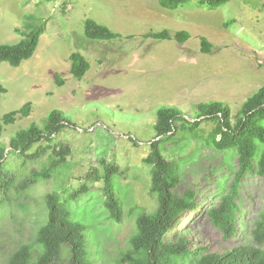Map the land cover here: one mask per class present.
<instances>
[{
    "label": "rangeland",
    "instance_id": "374dc122",
    "mask_svg": "<svg viewBox=\"0 0 264 264\" xmlns=\"http://www.w3.org/2000/svg\"><path fill=\"white\" fill-rule=\"evenodd\" d=\"M31 18L35 23L45 22L46 28L30 59L20 66L0 64V83L7 89L0 93V119L29 101L32 112L4 125L0 142L8 151L18 130L32 122L44 126L49 112L59 109L71 123L54 140L69 146L71 153L50 179L26 190L20 186L18 191L13 187L6 192L0 217V264H6L22 245L34 243L37 230L47 220L48 193L68 196L92 180L88 176L92 168L103 171L104 164L121 169L114 184L123 202V223L107 220L102 180L88 183L90 190L69 205L75 217L92 226L96 264H116L120 252L129 247L138 214L157 208L150 193L151 167L143 159L156 139L158 110L176 107L192 118L196 103L217 100L228 104L236 117L247 98L264 85V0H231L217 9L190 0L175 10L164 8L157 0H0V42L20 41ZM87 19L122 37L88 38ZM164 29L172 33L188 30L191 37L185 43L145 37ZM201 37L212 43V53L202 52ZM75 51L91 62L82 79L70 71L69 57ZM59 75L65 80L63 85L57 83ZM215 126V122L206 121L199 133L208 136ZM181 136L178 132L177 137ZM40 144L30 152L37 151ZM161 147H168L169 152L164 150L168 159L187 161L182 165L177 194L193 188L198 203H206V207L219 199L218 179L228 174L221 166L222 153L194 140ZM51 153L52 149H47L39 157H27L23 165L11 152L6 168L22 185L29 172L39 170ZM263 197L264 178L247 175L240 190L239 230L232 238H225L203 206L174 230L178 233L185 226L192 232L193 244L210 252L247 243L264 207Z\"/></svg>",
    "mask_w": 264,
    "mask_h": 264
},
{
    "label": "trees",
    "instance_id": "16d2710c",
    "mask_svg": "<svg viewBox=\"0 0 264 264\" xmlns=\"http://www.w3.org/2000/svg\"><path fill=\"white\" fill-rule=\"evenodd\" d=\"M157 1L164 8L175 10L190 0ZM229 1L198 0V4L206 9H217ZM33 20L31 18L26 24L28 31L22 32L23 38L20 41L0 42V64L7 62L12 66H20L34 55L46 27L45 22L35 23ZM85 35L90 39L104 40L122 37L121 33L93 19L86 20ZM145 37L156 40L175 39L185 43L191 33L188 30L172 33L164 29ZM201 44L202 52H213V45L208 38L201 37ZM69 58L71 73L77 79H82L91 69V62L78 51L72 52ZM64 82L59 75L57 83L63 85ZM5 92L6 87L0 83V93ZM194 106L192 118L176 107L164 106L157 112L156 139L150 143L149 154L143 159L151 167L150 193L157 200V208L152 213L142 210L138 214L135 220L136 231L130 237L129 247L120 252L116 264H264V207L255 220L252 240L222 251L210 252L207 247L194 245L192 232L185 226L178 233L174 230L188 215H194L199 207H206L207 204L198 203V192L193 188H187L182 194L176 193L181 182L182 165L187 161L176 157L168 159L164 153V150L169 152L168 147H161L162 144L178 145L181 140H194L198 141L199 146L203 142L217 153H222L221 166L228 174L218 179L220 186L216 194L219 199L206 207V210L210 221L224 233L225 238L234 237L239 230L240 190L244 178L249 174L264 178V85L247 98L236 117L232 115L230 106L223 101L198 102ZM31 112L32 102L29 101L20 109L6 113L0 119V137L4 125L14 123L19 115L27 117ZM206 121H213L216 126L208 136H201L199 127ZM70 123L63 111L53 109L47 115L44 126L32 122L28 127L18 130L11 137V149L8 151L7 146L0 142V217L3 215L1 209L7 191L20 186L26 190L29 185L40 180H48L67 161L71 148L63 143L58 144L54 139ZM178 132L182 133L180 138L177 137ZM43 142L46 145L40 144ZM38 143L41 146L37 151L30 152ZM47 149H52V153L44 165L39 170L29 172L22 185L17 184L18 176L6 168L8 155L13 152L24 165L27 157H39ZM198 149L192 153V157L196 156ZM119 173L121 169L115 164H104L103 171L92 168L88 173L92 178L90 182H104L102 194L110 223L124 221L123 202L114 184V176ZM90 182L83 183L68 196L57 191L48 193L47 220L37 230L34 243L22 245L10 255L6 264H96L91 248L92 226L83 218L75 217L69 205L90 190Z\"/></svg>",
    "mask_w": 264,
    "mask_h": 264
}]
</instances>
